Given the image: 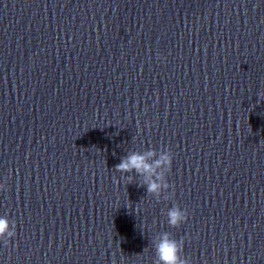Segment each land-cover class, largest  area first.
Returning a JSON list of instances; mask_svg holds the SVG:
<instances>
[{
    "label": "clouds",
    "instance_id": "clouds-1",
    "mask_svg": "<svg viewBox=\"0 0 264 264\" xmlns=\"http://www.w3.org/2000/svg\"><path fill=\"white\" fill-rule=\"evenodd\" d=\"M260 100H264V94H258ZM173 154L169 150L160 151L159 155L155 149H148L144 152L131 151L120 158V162L114 166L115 171L123 174L128 183L135 173L141 177L138 186H146L147 192L159 197L162 191L169 189L170 185L166 180V173L171 171ZM163 168L165 171H160ZM4 185L0 184V189ZM168 224L172 227H179L188 218L187 211L182 210L179 205H174L167 210ZM16 235V223L9 220L7 216H0V241L5 245L10 238ZM152 246L155 250L154 264H190V260L183 256L184 242L176 240L171 233L163 232L153 240Z\"/></svg>",
    "mask_w": 264,
    "mask_h": 264
}]
</instances>
